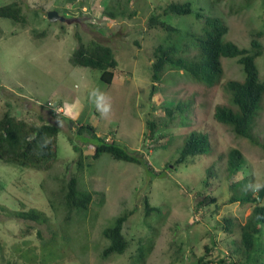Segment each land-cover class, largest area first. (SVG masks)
<instances>
[{
	"label": "rangeland",
	"instance_id": "rangeland-1",
	"mask_svg": "<svg viewBox=\"0 0 264 264\" xmlns=\"http://www.w3.org/2000/svg\"><path fill=\"white\" fill-rule=\"evenodd\" d=\"M12 1L21 5L26 21L0 17V116L8 110L28 123L55 124L59 131L57 157L48 170L0 160V205L10 212L36 209L46 216L45 223H37L0 212V264H140L135 259L138 247L148 244L153 232L158 235L144 264H198L206 245L213 264H264V253L255 251L247 260L240 243V226L253 204L228 200L232 192L251 190L257 196L264 188V106L253 128L259 145L236 136L214 117L216 105L229 103L225 83L244 78L237 58H221L223 76L212 87L168 66L149 96L156 45L170 43L180 53L189 33H202L207 16L221 18L228 25L223 40L241 48L250 49L251 39L260 34L263 50L255 62L264 81V0L248 6L246 0H0V6ZM171 1H189L203 18L195 12L167 13L160 20L179 32L148 28V17ZM51 10L64 20L50 21ZM105 10L119 11L111 17ZM77 38L112 47L117 66L110 84L100 80L101 71L70 62ZM97 88L110 97L107 117L90 101ZM60 104L59 113H53ZM175 104L179 109L168 113ZM147 113L156 121L154 142L145 139ZM79 125L91 126L129 154L137 153L158 174L108 153L92 161L88 155L96 139L85 130L78 134ZM192 131L206 134L210 148L174 165ZM232 148L243 155L236 170L228 164ZM71 176L91 192L92 201L88 209L66 219L62 197ZM231 182H236L232 189ZM146 196L158 208L147 218ZM259 203L264 204V194ZM128 209L134 212L122 229L126 250L102 259L101 250L108 244L102 230ZM223 218L231 220L229 230Z\"/></svg>",
	"mask_w": 264,
	"mask_h": 264
},
{
	"label": "trees",
	"instance_id": "trees-1",
	"mask_svg": "<svg viewBox=\"0 0 264 264\" xmlns=\"http://www.w3.org/2000/svg\"><path fill=\"white\" fill-rule=\"evenodd\" d=\"M253 0H246V6ZM64 13L68 12L63 9ZM119 11V10H118ZM114 10H105L104 12L113 17L118 13ZM192 5L189 1L174 2L166 4L159 12L152 13L147 19L148 28H160L169 32H179V30L164 21L160 20L162 15L173 13L178 15H187L193 13ZM131 15V13H129ZM197 18H203V14L196 11ZM0 17H5L14 22L25 23L26 19L22 12V7L15 1L0 6ZM228 31V25L219 17L207 16L203 21L202 33H189L188 38L183 40L180 53L170 43H158L152 53L150 63V97L153 96L160 78L163 76L166 68L183 71L196 81L204 83L207 87H212L220 83L223 76L222 57H235L242 66L244 78L242 80L231 79L225 83V90L229 94V103L215 106L214 117L221 123L228 125L231 131L239 137L247 138L253 144L259 145L258 137L253 133V128L260 109L264 106V81L258 76V69L255 59L261 54L263 46L258 41L260 36L256 33L255 38L251 39L250 49L241 48L232 41L223 40ZM78 39V46L72 52L69 60L75 66L89 67L101 71L100 80L110 84L114 78V69L117 66V60L112 47L102 41L90 40L83 43ZM136 43V42H135ZM137 44V43H136ZM193 44V45H192ZM138 45V44H137ZM48 105H51L49 102ZM61 104L53 109V113H59L57 110ZM179 109V105L167 108L168 113ZM73 121L70 120L69 123ZM73 124V123H72ZM147 142L156 140V121L154 117L147 113L145 120ZM87 131L91 137L96 139L92 145L91 152L88 155L92 161L97 160L101 154L108 153L117 160H124L136 164L144 165L148 172L158 174L146 159L136 154H129L126 150L117 144L113 139L102 137L96 133L89 125H79L77 133L82 135ZM58 127L55 124L42 122L40 124L28 123L24 119L18 118L10 111H5L0 116V160L5 163L18 165L36 170H48L57 157V134ZM77 147L73 145L75 150ZM210 148V142L206 134L198 131H192L187 136L178 157L174 160V165L186 162L190 156L204 153ZM243 159L241 151L232 148L228 154V164L230 168L237 169L238 164ZM79 168H82V155L79 153L77 158ZM169 166V165H166ZM246 178V177H245ZM245 178L236 181L243 182ZM251 180L250 176H247ZM236 182H231L229 188L232 189ZM208 185V182L205 183ZM252 191L247 190L243 194L230 193L229 202H250L252 209L246 221L240 226V243L246 259L255 251L264 253V204L259 203L257 196H252ZM63 208L65 217L68 219L74 211L88 209L92 201L91 192L82 189L78 185L75 176H71L63 190ZM101 198V203L103 202ZM158 208L151 206L147 196L144 198V215L149 217L152 213H158ZM0 212L12 214L14 216L29 219L37 223H45V213L36 210L8 211L5 206L0 205ZM134 212V209L123 210L114 217L113 224L102 230V235L108 240V244L101 250V258L108 259L113 254L121 255L128 246L122 229L128 217ZM226 224L225 228L230 229L231 220L222 219ZM158 233L153 232L152 239L148 244L140 245L136 254V261L144 264L146 256L150 253L154 244V239ZM211 247L205 246L204 254L198 257V264H213L208 259ZM224 263V259L217 260ZM167 264H176L170 261Z\"/></svg>",
	"mask_w": 264,
	"mask_h": 264
},
{
	"label": "clouds",
	"instance_id": "clouds-1",
	"mask_svg": "<svg viewBox=\"0 0 264 264\" xmlns=\"http://www.w3.org/2000/svg\"><path fill=\"white\" fill-rule=\"evenodd\" d=\"M90 101L95 104L102 117H107L111 113L112 105L110 102H106L110 101L107 93L98 88L94 89L90 94Z\"/></svg>",
	"mask_w": 264,
	"mask_h": 264
},
{
	"label": "water",
	"instance_id": "water-1",
	"mask_svg": "<svg viewBox=\"0 0 264 264\" xmlns=\"http://www.w3.org/2000/svg\"><path fill=\"white\" fill-rule=\"evenodd\" d=\"M47 18L50 20V21H56L58 19H61V20H64L63 17H61L57 11L55 10H51L47 13ZM264 194V188H261L260 191L258 192V195H257V200L258 202L261 201L262 199V196Z\"/></svg>",
	"mask_w": 264,
	"mask_h": 264
}]
</instances>
